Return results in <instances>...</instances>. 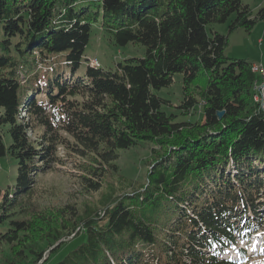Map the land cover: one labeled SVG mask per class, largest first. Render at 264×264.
<instances>
[{
  "label": "trees",
  "instance_id": "obj_1",
  "mask_svg": "<svg viewBox=\"0 0 264 264\" xmlns=\"http://www.w3.org/2000/svg\"><path fill=\"white\" fill-rule=\"evenodd\" d=\"M260 19L264 7L254 15L245 0H0V157L17 159L16 183L1 191L0 264H240L224 253L264 225L263 78L225 48ZM227 21V34H209ZM97 23L144 56L91 65ZM176 73L195 121L155 92ZM141 142L151 168L136 186L118 159ZM65 161L85 193L108 186L98 203H41L38 177ZM73 234L76 246L49 263Z\"/></svg>",
  "mask_w": 264,
  "mask_h": 264
},
{
  "label": "rangeland",
  "instance_id": "obj_2",
  "mask_svg": "<svg viewBox=\"0 0 264 264\" xmlns=\"http://www.w3.org/2000/svg\"><path fill=\"white\" fill-rule=\"evenodd\" d=\"M252 8L254 15L261 7H264V0H245ZM230 21L213 23L207 26L210 35L213 31H218L227 34ZM0 23V38L3 35ZM88 57H97L101 66L108 70H115L120 62H125L129 57H143L145 54V46L141 43H128L125 45H118L112 39V34L104 31L100 24H94L91 31V39L86 47ZM225 53L228 57L247 58L249 61L264 66V19L258 20L251 32L245 30L243 27L238 28L229 34V41L225 48ZM95 60V59H94ZM253 68V67H252ZM184 79L183 73H176L173 83L168 87L156 89L155 92L160 96L171 101V104H163L162 108L168 113H176L177 120H193L200 118L201 114H183L182 108L179 106L183 98ZM3 140L6 145L11 143L10 133L7 127H2ZM60 155H64V149L59 147ZM151 159V144L148 142H141L131 148L121 150L118 164L120 173L127 179L133 180L136 186L147 180L148 169L151 168L149 164ZM79 170L70 162H64L60 169L50 171L45 175L38 177L39 184H42L40 190L41 203L50 206L58 204H65L73 201L78 206H84L87 203H98L100 197L108 189L104 186L100 193L87 194L84 192V187L81 184L79 177ZM17 177V159L11 154L0 157V199L3 190L13 188ZM115 185L117 184V177H113ZM261 213L264 212V205L261 206ZM258 235V236H255ZM71 235L66 239H71ZM255 237H258L256 243ZM65 239V238H64ZM240 240L241 246L245 244ZM250 242L246 249V257L240 260V264H264V225L259 228V231L250 235ZM80 241V237L71 239L63 244L62 249L51 257L49 263L62 258V256L72 249ZM58 243L50 247L44 254V259L49 255V250L55 247ZM224 253V254H228ZM235 253L230 250V254ZM235 258V256H231ZM42 259V261L44 260ZM40 261L39 263H41Z\"/></svg>",
  "mask_w": 264,
  "mask_h": 264
},
{
  "label": "built area",
  "instance_id": "obj_3",
  "mask_svg": "<svg viewBox=\"0 0 264 264\" xmlns=\"http://www.w3.org/2000/svg\"><path fill=\"white\" fill-rule=\"evenodd\" d=\"M252 70L254 72L259 73L262 76V78H263V82H261V83H258L257 82L256 83L257 84L258 91H259V98H258V100L261 101L262 100L263 85H264V66L255 63V69H252Z\"/></svg>",
  "mask_w": 264,
  "mask_h": 264
},
{
  "label": "bare ground",
  "instance_id": "obj_4",
  "mask_svg": "<svg viewBox=\"0 0 264 264\" xmlns=\"http://www.w3.org/2000/svg\"><path fill=\"white\" fill-rule=\"evenodd\" d=\"M252 67H253L252 69H255V63H253ZM255 87L257 88V84L256 83H255ZM257 90H258V88H257ZM255 98H256V100H258V98H259V91L255 95ZM261 102L262 103L264 102V85H263V92H262V100H261Z\"/></svg>",
  "mask_w": 264,
  "mask_h": 264
},
{
  "label": "water",
  "instance_id": "obj_5",
  "mask_svg": "<svg viewBox=\"0 0 264 264\" xmlns=\"http://www.w3.org/2000/svg\"><path fill=\"white\" fill-rule=\"evenodd\" d=\"M223 115V111L219 112V116H222Z\"/></svg>",
  "mask_w": 264,
  "mask_h": 264
}]
</instances>
